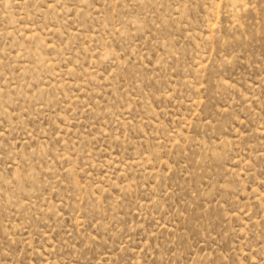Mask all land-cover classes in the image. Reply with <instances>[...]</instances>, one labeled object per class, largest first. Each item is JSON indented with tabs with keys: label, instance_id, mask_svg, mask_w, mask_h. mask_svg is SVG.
<instances>
[{
	"label": "rangeland",
	"instance_id": "rangeland-1",
	"mask_svg": "<svg viewBox=\"0 0 264 264\" xmlns=\"http://www.w3.org/2000/svg\"><path fill=\"white\" fill-rule=\"evenodd\" d=\"M0 264H264V0H0Z\"/></svg>",
	"mask_w": 264,
	"mask_h": 264
}]
</instances>
